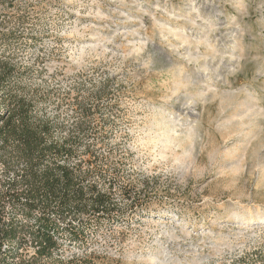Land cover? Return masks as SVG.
Wrapping results in <instances>:
<instances>
[{
  "label": "rangeland",
  "instance_id": "1",
  "mask_svg": "<svg viewBox=\"0 0 264 264\" xmlns=\"http://www.w3.org/2000/svg\"><path fill=\"white\" fill-rule=\"evenodd\" d=\"M3 21L36 36L22 64L44 65L45 86L78 93L96 110L88 121L114 129L121 181L156 178L146 212L102 225L91 257L74 246L65 260L260 264L264 0H15L0 3ZM71 99L57 111L68 124Z\"/></svg>",
  "mask_w": 264,
  "mask_h": 264
},
{
  "label": "trees",
  "instance_id": "2",
  "mask_svg": "<svg viewBox=\"0 0 264 264\" xmlns=\"http://www.w3.org/2000/svg\"><path fill=\"white\" fill-rule=\"evenodd\" d=\"M14 1L0 3L10 8ZM0 24V264H76L74 252L63 258L67 249L77 246L91 257L102 225L146 212L156 178L121 181L123 161L111 156L114 129L93 126L88 119L96 110L78 93L60 98L45 86L44 65L20 62L19 48L36 42L33 32ZM35 73L42 87L28 81ZM100 91L92 96L99 99ZM69 99L76 115L72 124L57 112ZM119 153L124 159L129 154ZM255 253L264 264L263 252Z\"/></svg>",
  "mask_w": 264,
  "mask_h": 264
}]
</instances>
